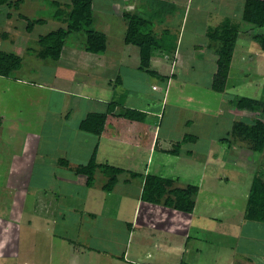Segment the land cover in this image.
I'll list each match as a JSON object with an SVG mask.
<instances>
[{
  "label": "crops",
  "instance_id": "crops-1",
  "mask_svg": "<svg viewBox=\"0 0 264 264\" xmlns=\"http://www.w3.org/2000/svg\"><path fill=\"white\" fill-rule=\"evenodd\" d=\"M118 1L103 2V6L98 4L97 9L113 16L112 7ZM175 1L181 2L182 6L186 2L177 19L180 24L176 21L174 29L167 25L174 18H167L166 26L159 30H156V22L149 20L150 27L155 25V30L159 31L157 34L170 37L165 42L166 46H162L165 53L169 54L168 60L162 54H155V51L151 55L148 71L140 67L138 48L132 44L123 43L125 50L115 51L109 49L105 39V50L96 54L80 50L73 42L66 40L61 55L55 60L62 66L49 72L48 80H27L23 75H0L2 85L7 83L6 80L27 82L59 93L62 100L59 121L65 132L72 133L66 155L56 156L54 152L49 157L45 152L39 158L29 156L15 162L18 166H14L13 159L5 155L0 157V255L20 254V246H24L28 251H21L20 259L27 254L31 257L27 264L40 261H44V264H212L216 260L217 264H264V222L247 217L249 194L254 192L255 186L259 188L260 180L264 182V148L257 152L251 150L246 141H236L231 136L232 140L226 138L234 122L233 115L227 114V128L224 130L223 122L215 124L211 117L215 113L223 114V108L232 111L239 108L221 107L223 94L216 90L221 94L216 96L219 100L217 107H207V104H195L192 107L193 103L183 107H163V100L166 98L168 101L169 94H172L168 88L172 90L173 98L177 97L174 85L168 87L170 75L175 74V81L182 80L184 83L185 80L176 77V74L193 70L196 61L198 64L213 63L211 78L205 82L213 89L215 53L211 59L208 51L210 43L196 39L204 28L203 18L206 14L207 17H214L211 12L219 13L223 15V21L229 20L230 24L237 27L239 35L235 41L230 69H233L234 64L239 76H235L238 83L254 91L251 97L264 98V52L250 38L254 25L242 18L245 0H221L223 10H220V0H212L219 8L208 12L202 7L192 11L191 7L188 8L189 0H146L144 6L154 9L157 14L162 11L158 21L160 24L167 20L162 18L165 15L164 4H174ZM140 10L144 11L142 16L147 18L146 10ZM188 23L193 33L187 40L189 43L184 37V26ZM151 29L152 35L159 37ZM123 35L124 32L120 37L122 40ZM169 49L174 51L168 52ZM172 58L179 65L172 66ZM168 62L169 68L174 69L164 82L165 74L159 69ZM90 63L94 66H89ZM146 76L150 81L146 80ZM246 77H250V81ZM156 78L162 83L153 89L152 79ZM163 85L165 89L161 93ZM197 87L198 83L193 85L194 89ZM151 92L154 102L152 107L146 98H143V104L133 99ZM230 95L229 98H233L234 94ZM32 109L41 112L38 107L29 108ZM128 109L144 113L143 118L133 121L134 129L122 130L123 126L110 124L107 136L93 135L84 159L79 160L73 154L82 151L85 131L79 128V124L88 114H103L111 110L115 117ZM44 112L41 116H35L31 131L35 132L37 119L47 122V118H50ZM170 113L172 115L168 120L166 117ZM2 115L5 112L0 107ZM246 117L248 122L253 120ZM256 118H260V114ZM20 121L26 123L25 119ZM56 124H51L52 128ZM7 126L23 127L21 123H10V120H7V125L5 123ZM29 137L25 142H28ZM48 140L46 135L44 142L47 144ZM37 142L38 139L34 138V144ZM199 143L208 144L201 156H197L194 151ZM232 143H235L232 147L236 152L229 155L225 153L229 147L224 145ZM217 144H220L219 148H215ZM94 150L98 163L124 169L110 192L101 188L103 182L88 187L85 176L75 174V167L85 163ZM59 159L67 160L68 164L60 166ZM227 169L236 174L237 179L236 184L228 179L230 200L225 199L223 191L216 192L214 199L204 195L202 192L209 189V184H212L210 189H215L220 186L221 177L229 176ZM130 173L140 175L131 176ZM34 174L40 175L32 179ZM99 174L96 171L95 182ZM148 174L170 180L171 188L188 184L197 186L193 211L182 212L141 200L143 180ZM230 188L235 192L230 194ZM7 192L11 196H7ZM216 197L223 199L217 200ZM12 215L15 217L9 220ZM218 223H223V230L218 227L216 233H211L214 231H211L210 226ZM22 229H26V243L25 234H21ZM45 232L51 233L53 238L49 240ZM37 235H42V241L51 245L43 255L36 253L38 244L35 239H30ZM32 244L35 245L33 249ZM33 250L36 254L32 258Z\"/></svg>",
  "mask_w": 264,
  "mask_h": 264
},
{
  "label": "rangeland",
  "instance_id": "rangeland-1",
  "mask_svg": "<svg viewBox=\"0 0 264 264\" xmlns=\"http://www.w3.org/2000/svg\"><path fill=\"white\" fill-rule=\"evenodd\" d=\"M109 0H91V6H90V19L91 24L89 25L90 29L100 31L105 34V39H107V46L109 49H114L115 51H122L125 50V46H123V40L120 38L122 37L123 32L125 31L124 28H126L127 23L126 19L123 17V13H137L138 11L141 12L140 9L146 10V15L149 16L152 20L156 22V27L158 29L154 28L155 25H152V29L149 26L151 30L155 32V34L159 37L155 39L161 40V42H168L169 41V35L163 34L159 35L156 32V30H159L160 27L166 26L165 22H168L170 18L174 20L167 23V25L170 27V29H174V26L176 24V21L178 17L183 12V7L181 2L175 1L174 4H164V17L163 19H167L164 21V23L159 24V18L161 16V12L153 11L154 9L150 7H145L146 0H123V4L121 3L122 0L118 1L116 6L112 7L113 16L109 13H105L104 11H99L97 7L99 5L103 6L104 3H108ZM57 2L60 5V8L63 7L66 3H70V0H9V4H3L0 5V51L4 53H11L17 58V67H15L13 70L8 71V74L16 75V76H24L27 80H43L47 79L52 70L59 69L62 65L59 62H55L52 58H46L42 59L37 55V52L40 49H43V45L40 43L41 36L47 34L50 31H54L58 29L59 27H65L66 23L60 22L59 20L54 19L53 12L57 6L55 4ZM217 2V0L215 1ZM93 3L95 5H93ZM188 8H192V11L194 9L203 8L206 9V12L208 10L215 9L216 7L219 8V6L216 5V3H213L212 0H189ZM220 10H223V2L220 0ZM99 4V5H98ZM176 4V5H175ZM195 6H198L197 8ZM150 8V9H148ZM118 9V10H117ZM148 9V11H147ZM69 10V9H68ZM138 10V11H137ZM223 13V11H221ZM98 21H97V14ZM214 14V17H207L203 18L205 21H203L204 28L201 29L196 36V39L198 41H205L209 42L211 47L209 51V54L211 55V59L216 56V59L218 57L217 55V48L219 46V41H213L211 38H209L207 35L210 33H213L211 31L213 28L218 27L223 23V15L221 14H215V12H211ZM155 15V17H154ZM175 15V17H172ZM39 19H42L43 22H37ZM220 19V20H219ZM233 19V18H231ZM234 21L237 19H233ZM29 22H32L31 29H28ZM180 24V20L177 21ZM218 22V24H217ZM213 24H216L213 26ZM106 25V27L104 26ZM207 25V26H206ZM206 26V28H205ZM156 29V30H155ZM184 33H185V41H187L192 33L190 23L185 24L184 26ZM210 36V35H209ZM86 33L83 30H80L78 32H71V34L66 37L65 40L73 42L74 45H77L76 47L80 50L85 49V41H86ZM189 43V41H187ZM123 46V47H121ZM63 49V48H62ZM62 49L60 52H62ZM159 53L158 51L155 52V54ZM172 53V52H171ZM97 54V53H96ZM61 55V54H60ZM164 58L168 60L169 54L165 53ZM178 62V61H177ZM179 65V63H177ZM174 62V65H177ZM153 65L157 66L153 63ZM216 65V60H215ZM89 66L93 67V64H89ZM213 66V63H206V64H198V61L195 62L194 69L193 70H185L181 73L178 72L176 74V77H182L184 81L182 80H176L175 77H171L168 79V87L172 84L174 85V91L177 93L176 99L173 98V92L170 88H168V91H170L172 94L168 96V101H166V98L163 100V107H183L187 104L193 103L192 107H194L195 104L202 105L207 104V107H217L219 104V100L217 99L218 95L223 94V101L221 102V107H230V108H236L235 107V101L241 97H251L253 94L249 89L242 87L240 83H238L235 76L239 77L235 70V65L232 64L233 69H230L228 72L226 84L224 86L223 91H217L220 93H217L214 91V89H211L206 81H208L211 78V67ZM87 67V66H86ZM158 67V66H157ZM162 67V68H161ZM159 70H162V73L165 75H170L171 72H173V69L169 68V62L164 63V65H161ZM81 68L84 69V67L81 65ZM0 70L4 71L5 68L1 65ZM6 71V70H5ZM48 71V72H47ZM176 73V70H175ZM7 74V75H8ZM151 77L152 75H149ZM214 76V75H213ZM83 77L81 76L80 79ZM4 79H10L7 77H4ZM248 81H250V77H246ZM14 81V79H11ZM146 80L150 81L147 79ZM170 80V81H169ZM212 80H214L212 78ZM236 80V81H235ZM4 85L0 83V107H3L5 115L0 116V157H9L10 159L14 160V166H18L17 161H23L27 159L29 156H36L37 158L40 157L41 153H45L47 156L52 157L54 152H56V156L58 155H66L68 153L67 147L70 145V138L69 136L72 134L68 131H64L63 126H61L59 121V115L61 114V107H62V100L61 95L57 93L56 91H51L46 88H38L36 85L29 84L27 82H10L7 81ZM152 82L157 88V85H160L162 82L160 80L152 79ZM151 83V82H150ZM198 83L197 88H193V85ZM149 84V83H148ZM229 86L232 88L230 89ZM162 89H160L161 93L164 92L165 86H161ZM180 89V90H179ZM231 93L234 94L233 98L231 97ZM153 92L146 94L147 96L141 95V98L139 95L137 98H134V100H137V102H141L142 104L145 103L143 98L147 99V102L152 107L154 103L152 99ZM188 94V95H187ZM217 96V97H216ZM167 97V96H166ZM145 99V100H146ZM88 100H85L87 102ZM221 101V100H220ZM146 102V103H147ZM38 107L39 112H36L35 110H29V108ZM47 107V108H43ZM25 109L22 111V109ZM45 109V112H44ZM246 109V108H241ZM52 111V112H50ZM54 111V112H53ZM44 112V115L50 117L47 118V122L36 120L35 121V132L31 131L33 128L32 121L35 119V116H38ZM86 112V111H85ZM233 115L234 122L238 121L239 119L245 122H248V119L246 116H248L250 119L256 118L260 113L259 111L255 110H245L242 111L239 109H234L233 111L230 109L223 108V114L222 113H215L212 114V120H214V123H220L223 122V130L227 128V125L225 123L228 122L227 120V114ZM55 118H54V116ZM172 113H170L169 116L166 117V119L169 120ZM5 116V117H4ZM16 118L14 121V117ZM26 120V123H22L20 120ZM211 119V118H210ZM7 120H10V123L14 122L16 124L21 123L23 127L21 128H11V127H5V123L7 125ZM58 123L56 124V122ZM30 122V123H29ZM28 123V124H27ZM51 124H56L52 128ZM30 126V127H28ZM62 127V128H61ZM215 131H212L214 133ZM35 133V134H34ZM211 133V132H210ZM211 133V134H212ZM84 138H83V148L82 151H76L73 154L81 160L85 158L86 154L89 152V144L91 141V138L93 137L92 134L88 132H84ZM82 134V135H83ZM46 135L48 137V143L46 144L44 141L46 139ZM30 136V137H29ZM37 136V137H35ZM28 139V142H25ZM63 137H68L66 139H63ZM34 138L38 139V142L34 144ZM230 136L228 137V139ZM231 139V138H230ZM235 139V138H234ZM232 140V139H231ZM238 138L236 137V141ZM57 142V143H56ZM23 143L24 146H23ZM232 145H224V147H229L227 149V154L232 155L234 154L235 148H233ZM220 144H217L215 148H219ZM208 144H198L196 148H194V151L196 152L197 156H201L203 153V150L207 149ZM78 149V147H77ZM36 153V154H35ZM77 153V154H76ZM113 151H111V155H113ZM48 160V159H47ZM62 166V164H60ZM39 167L37 166V169ZM223 168V167H222ZM23 168L20 169L22 171ZM226 171H229L228 169ZM1 173V172H0ZM40 174H34L32 176V179ZM229 176L227 178L221 177V184L219 187H215V189H210L212 184L208 185V190L202 192L204 195H209L211 198H215L216 192L223 191V196L226 200H230V196L227 191V185H228V179L230 178L234 184H236L237 179H235L236 174H232L229 171ZM194 177V176H193ZM78 180V179H77ZM79 181V180H78ZM82 181V180H81ZM104 182L103 176L99 174L96 178V182L93 184L95 186H98L97 184ZM233 183L230 181V184L233 185ZM230 194L234 193V189L229 190ZM7 196H11L10 193H6ZM223 199V197H216V199ZM15 215L10 216L9 220L13 219ZM6 219V218H5ZM217 223V222H216ZM211 233H216L217 228L220 227L223 230V223H218L217 225L210 226ZM49 236V240L53 238V235L49 232H45ZM21 234H25L24 242L27 241V234L26 229L21 230ZM32 241L34 240L37 242L39 249L36 251L37 254L43 255L42 253L47 251L48 247H50L49 244H45V241H42L44 237L41 235H37L35 237L30 238ZM219 240V239H218ZM21 251L24 253L28 251V249L24 246H20ZM35 248V245L32 244V249ZM7 255L1 254L0 255V264H27V260L31 257H29L27 254H24V256L20 255ZM35 251H32V258L35 256ZM218 260L212 264H217ZM35 264H44V261L36 262ZM223 264V263H218Z\"/></svg>",
  "mask_w": 264,
  "mask_h": 264
},
{
  "label": "trees",
  "instance_id": "trees-1",
  "mask_svg": "<svg viewBox=\"0 0 264 264\" xmlns=\"http://www.w3.org/2000/svg\"><path fill=\"white\" fill-rule=\"evenodd\" d=\"M9 4V0H0V5ZM91 0H70L60 8L57 4L53 16L54 19L66 23L65 27H59L47 34L41 36L40 43L43 49L37 52V55L42 59L52 58L58 59L60 51L65 44V39L71 32H78L83 30L87 37L85 41V50L92 53H102L105 50V35L100 31H95L89 28L91 24L90 6ZM69 9V10H68ZM144 11L140 13H123L126 19L127 26L123 35V42L132 44L138 48L140 67L145 70L150 69L151 55L155 51H162V46L167 43L155 39L149 29L151 18L142 16ZM243 20L254 25V31L250 34V38L257 44L261 52H264V0H245L243 13ZM37 22H43L39 19ZM32 22H29L28 29L32 27ZM213 33L207 36L213 41H219L217 48L216 70L212 80V88L216 91H223L226 84L228 72L230 71L232 54L235 46V41L239 35L236 26L229 23V20L223 21L221 25L213 28ZM210 35V36H209ZM172 48V47H171ZM173 52L174 49H169L168 52ZM162 54V53H161ZM173 58L171 60V64ZM5 68L0 70V75H7L8 71L17 67V58L11 53L7 54L0 51V66ZM152 72V71H151ZM154 72V71H153ZM152 72V73H153ZM175 74H171L173 77ZM169 75H164L165 78ZM235 107L246 108L249 110H257L260 113V118H255L250 122L238 120L233 122L228 136L238 138L241 141H246L248 147L254 151H261L264 148V98L261 97H241L235 101ZM144 113L137 110H126L122 115L113 117L111 110L103 114H88L79 124V128L92 135L99 136L109 134L110 124H119L122 130L134 129V120L143 118ZM132 123H129V122ZM119 127V126H118ZM125 137L124 134L121 135ZM228 138V137H226ZM131 139V137H129ZM95 150L85 163L79 164L75 167V174L85 176V184L91 187L95 182L96 171L104 177V182L101 188L105 192H110L117 183L118 176L124 172V169L115 167L113 165L98 163L95 158ZM60 164L67 165L68 161L59 159ZM131 176L140 174L130 173ZM172 182L170 180L161 178L159 176L148 174L144 177L142 190L140 193L141 200L161 204L168 208H172L182 212H191L194 209V196L198 192V187L195 185H185L183 187H170ZM248 198L247 217L257 221L264 222V182L260 180L259 188L255 186Z\"/></svg>",
  "mask_w": 264,
  "mask_h": 264
},
{
  "label": "clouds",
  "instance_id": "clouds-1",
  "mask_svg": "<svg viewBox=\"0 0 264 264\" xmlns=\"http://www.w3.org/2000/svg\"><path fill=\"white\" fill-rule=\"evenodd\" d=\"M157 54H161V53H157ZM162 56L164 57L165 56V53L162 52ZM174 65V61L172 62V66Z\"/></svg>",
  "mask_w": 264,
  "mask_h": 264
},
{
  "label": "built area",
  "instance_id": "built-area-1",
  "mask_svg": "<svg viewBox=\"0 0 264 264\" xmlns=\"http://www.w3.org/2000/svg\"><path fill=\"white\" fill-rule=\"evenodd\" d=\"M152 88L155 89V86H153Z\"/></svg>",
  "mask_w": 264,
  "mask_h": 264
}]
</instances>
